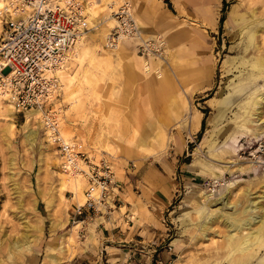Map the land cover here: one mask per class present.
<instances>
[{"label":"rangeland","instance_id":"rangeland-1","mask_svg":"<svg viewBox=\"0 0 264 264\" xmlns=\"http://www.w3.org/2000/svg\"><path fill=\"white\" fill-rule=\"evenodd\" d=\"M82 1L90 6V29L66 68L61 95L53 101L61 109L60 133L65 140L77 141L80 149L95 159L107 158L112 163L122 191L128 186L130 195L125 201L134 206L132 219L146 226L136 238L143 242L112 240L104 244L100 229L92 234L89 223L74 229L71 218L77 205L86 201L87 181L76 202L75 190L63 184L66 176L60 167V153L47 140L43 122L31 146L24 137L26 112L14 110L11 119L6 114L10 104L0 98V263L244 264L236 261L238 250L231 254L227 224L219 219L203 235L196 225L200 221L196 208L203 200L201 192H218L232 182L236 186L233 201L238 197L247 200L243 193L247 188L264 193V136L246 133L241 121L248 111L255 115V110L240 107L257 89L264 92V75L254 80L250 69L254 58L264 57V0H216L214 17H223L216 26L212 16L206 24L196 13H181L170 0L173 19L188 31L178 79L173 75L175 47L165 33L156 34L166 38L165 60L160 67L148 63L151 68L145 66V72L141 55L130 41L121 42L117 49L108 43L116 24L109 19L111 0ZM236 14L239 18L235 20ZM254 20L260 21L262 28L252 45L246 29L240 30ZM252 31L257 30L254 27ZM4 33L1 26L0 40ZM85 49L90 52L83 57ZM201 65L208 69L205 74L199 71ZM157 73L165 79L161 85ZM231 94L239 97L240 103L223 105L227 111L214 125L217 104ZM194 117L200 118L198 128L193 125ZM230 161L233 170L238 163L245 171L225 172L219 178L211 174L210 169L231 165ZM222 204L213 202L211 208ZM185 208H191L187 215ZM50 214L56 217L55 230ZM35 225L40 227L39 233ZM26 229L33 239L30 248L17 253L18 258H9L10 243L20 239ZM248 251L255 258L247 264L264 258V244Z\"/></svg>","mask_w":264,"mask_h":264},{"label":"built area","instance_id":"built-area-1","mask_svg":"<svg viewBox=\"0 0 264 264\" xmlns=\"http://www.w3.org/2000/svg\"><path fill=\"white\" fill-rule=\"evenodd\" d=\"M88 4L82 0H0L5 28L0 40V96L17 113L40 109L47 140L59 150L62 172L86 179V201L77 205L71 218L75 224L108 215L119 189L107 158L97 160L82 151L77 141L61 136V109L53 105L63 90L60 70L69 66L76 46L90 29ZM108 8L116 22L108 38L111 47L130 41L143 58L165 60L166 38L142 36L132 0H111Z\"/></svg>","mask_w":264,"mask_h":264},{"label":"bare ground","instance_id":"bare-ground-1","mask_svg":"<svg viewBox=\"0 0 264 264\" xmlns=\"http://www.w3.org/2000/svg\"><path fill=\"white\" fill-rule=\"evenodd\" d=\"M233 10L234 9H232L231 13L229 14V17L232 16ZM109 19L114 20L111 16ZM1 26L2 25L0 24V28H1ZM254 27L257 31H252V28H254ZM261 28L262 27H261L260 21L254 20V21L246 23V25L241 28L240 32L242 33V31L246 29V35L248 34V40H249L250 44L254 45L253 44L254 37L256 36L257 33H259L261 31ZM249 42H248V44H249ZM120 44L121 43H119L117 46H115L114 49L119 48ZM249 47H251V46H249ZM247 48H248V46H247ZM140 57H142V56H140ZM151 58H153V57H151ZM254 59L255 60L252 62L251 66H250L251 67L250 69H252L251 70L252 73L251 72L250 73H251V75H255L253 77V79L258 81V79L263 78V75H264V57H257ZM172 60L174 61L173 57H172ZM145 66L149 68L147 60L145 62ZM66 70L67 69L60 70L61 79L64 78L63 74L66 72ZM161 77H162V74L159 73L157 78H161ZM241 90H238V91L236 90V93L240 92ZM233 95L231 94L229 97H227L225 99L223 98V100H221L219 102V104H218L219 108L217 109V114L212 117V121L221 118L225 114V112L227 111V108L226 109L222 108L223 105L235 106V105H238V103H240L239 102L240 98L238 97L237 99H235V97H232ZM0 98H2V97L0 96ZM0 101H1V99H0ZM3 101H5V100L3 99ZM240 107L243 110H251V109L255 110V115L250 114V111H248L247 116L244 117L241 121V126L245 129L246 133H250V134H253L255 136H264V92H261L260 90L257 89L256 93L254 92L251 96L249 95V97L245 100V102H243L240 105ZM14 110H15V108L11 104L6 106V111H7L6 114L8 116H10L11 119L15 115ZM40 111H41L40 109H37V110L31 109V110L26 111V113H25V124L23 125L24 129H25L24 137H25V140L31 146L35 145V143L38 139V135H39V128L42 125V119H41L42 113ZM33 121H35L37 123L36 126H33V124H34ZM241 130H242V128H241ZM229 163H231V165L221 166L220 169H218V170L210 169L207 165H205V166L211 170V172H212L211 174L213 176H215L216 178L221 177L223 174H225V172L232 173V171H235V170L245 171L243 168V165L235 163L234 167H236V169L233 170L232 164L234 162L230 161ZM192 167H194V166H192ZM63 174L66 176V177L64 176L65 181H63V184L65 185V187H72L75 190V192H76L75 200L79 201V199H81L83 191H84L83 183H84V180H86V179H84L83 177H80V176L73 177V176L66 175L65 173H63ZM66 180L68 182H66ZM233 185H234V182H232L231 185H228L225 188L223 187L224 190L222 192H221V190L223 188L219 189L218 192L215 191V192H211L209 194L205 193V192L204 193L201 192L200 197L203 194V200H200V202L197 203V208H196L200 221L198 223H196V225L201 230V233L203 235H206L207 234L206 231H208L211 228V225L213 223L217 222V220L222 219L227 224V226L229 228V230H228L229 232L227 235V241H228L227 243H228L229 247L231 248V251L232 250L234 251L231 254L234 255L235 252H237L236 250H238L239 256L237 257L236 261L239 263L247 264L250 261L254 260V258H255L254 255L252 253H250L248 250L254 246L260 247V246H263V244H264V208H263L264 206H262V201L264 200V193H262V194L258 193L257 194V192L254 193L249 188H247L243 192L244 195L247 197V200L245 198H243V200L245 199L246 202L244 205H242L243 200L241 201L239 199V197L234 201L232 199L233 193H234V191H236V186H233ZM77 198H79V199H77ZM216 201H221L223 204L217 208H211L212 203L216 202ZM20 202L22 203V201H20ZM226 208H229L230 211L227 210ZM18 209H19V207H18ZM190 210H191V208H185L183 210V212H185V214L187 215L190 212ZM24 213H26V212H24ZM49 218L51 221V226L55 230L57 224H56L54 219L56 217L53 218V215L50 214ZM23 222L26 223L27 221H23ZM81 223L82 222L75 224L74 229H77V227L80 226ZM27 224H29V223L27 222L26 225ZM34 229L36 231H38V233L40 232V227L38 225H35ZM27 230L28 229H26V231ZM244 231H246V234H245V236H242V232H244ZM32 240L33 239H32V237L28 231L26 233H23V235L20 239H17L12 244L10 243V248L9 247L8 248H9V251L11 253L10 254L11 256L8 254V257L11 258L12 256L17 255V253L21 254L25 250H28L30 248ZM15 251H17V252H15ZM252 251H253V249H252ZM15 257L18 258V255ZM53 260L56 261V258L53 257ZM12 263H14V262L11 261L10 263H6V264H12ZM256 264H264V258H261Z\"/></svg>","mask_w":264,"mask_h":264},{"label":"crops","instance_id":"crops-1","mask_svg":"<svg viewBox=\"0 0 264 264\" xmlns=\"http://www.w3.org/2000/svg\"><path fill=\"white\" fill-rule=\"evenodd\" d=\"M133 1L135 3L137 17L140 20L139 22L141 26L142 36L146 39H149V38L154 37L157 33H165L168 36V40L169 42H171V45L175 47L174 56H173L174 57L173 64L175 68L173 69V75L176 79H178L179 75L181 74L180 69L178 68V64L179 62L182 61L181 59L183 58L182 57V47L184 46L183 42L187 38L188 31L182 28L181 22L177 21L176 19H173V16H172L173 12L170 7L171 1L170 0H133ZM172 4L181 13H183L185 10L192 12V13H196L197 15H199L200 19L206 21V24L209 19V16H212V18L216 21L215 26L218 24L219 21L223 22V20H221L222 17L221 19L214 17V13L216 12L215 10L216 0H172ZM233 9L234 10H233L232 15L234 14V11H235V8ZM236 16H235V20L239 18V14H236ZM215 26L211 28H215ZM87 52H90V51L88 49H85L82 56L84 57V55H86ZM118 52L119 51L117 50L115 53H118ZM139 59H141L140 61L141 67L144 69L145 72H148L145 69L146 59L140 56H139ZM161 61L162 60H159L156 58H150V61L147 60V62L151 63L153 67H156V66L160 67L163 62ZM150 68L151 66H149V70ZM199 71L201 72V74H205L208 71V69L206 71V66L201 65L199 67ZM64 78H67L66 72H65ZM163 78L164 77L162 74V77L159 78V81H158L160 85L163 84L162 80H165ZM175 87L177 88V84ZM222 108L224 107L222 106ZM221 118L214 120L213 124L216 125V123L219 122ZM193 125L196 128H198L200 125V118L194 117ZM117 182L119 185V189L116 191L117 195L113 197L114 202H115L114 209L111 212H109L107 216L106 215L100 216L96 218L95 220L85 219L84 221H81V222L89 223L88 225H92L91 226L92 234L96 233L97 228L100 229L98 234L101 236L104 244H107L108 242H111L112 240L120 241L123 243L132 242V244L133 242H135V244L141 243L143 241L137 240L136 238L142 236L143 232H145L146 226H142L136 223L132 219L133 217L131 215V211H132L131 209H133L134 206H132V204L126 203L125 201L126 198L130 195L128 186L126 185V187L123 188V191H122L121 183H119L118 180ZM135 207L137 208V206ZM125 208L127 210L123 212ZM80 219H84V216L80 217ZM132 246L135 247L136 245H132Z\"/></svg>","mask_w":264,"mask_h":264},{"label":"trees","instance_id":"trees-1","mask_svg":"<svg viewBox=\"0 0 264 264\" xmlns=\"http://www.w3.org/2000/svg\"><path fill=\"white\" fill-rule=\"evenodd\" d=\"M221 20H223V17H222V19Z\"/></svg>","mask_w":264,"mask_h":264}]
</instances>
